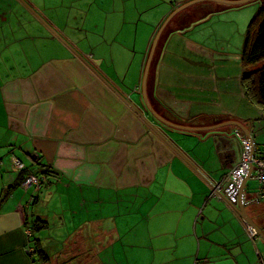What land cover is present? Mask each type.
Segmentation results:
<instances>
[{
  "label": "crops",
  "instance_id": "0c3cea01",
  "mask_svg": "<svg viewBox=\"0 0 264 264\" xmlns=\"http://www.w3.org/2000/svg\"><path fill=\"white\" fill-rule=\"evenodd\" d=\"M185 1L0 0V196L9 190L0 204V264H34L30 225L43 219L35 209L41 202L56 204L59 225L72 223V241L81 236L100 253H123L118 264H264V240L210 194L211 183L240 159L239 128L178 130L143 101L152 38ZM200 5L215 8L210 1L193 7ZM241 5L215 8L185 29L170 23L151 59L146 96L172 122L238 120L261 149L264 114L240 81L250 18L244 27L233 22V35L221 23H207L230 12L244 21L251 9L237 12ZM12 155L23 169H15ZM27 173L39 176V189L20 184ZM253 198L262 201L258 191ZM249 202L247 213L264 232V218ZM95 264H101L97 253Z\"/></svg>",
  "mask_w": 264,
  "mask_h": 264
},
{
  "label": "rangeland",
  "instance_id": "374dc122",
  "mask_svg": "<svg viewBox=\"0 0 264 264\" xmlns=\"http://www.w3.org/2000/svg\"><path fill=\"white\" fill-rule=\"evenodd\" d=\"M154 2V0H153ZM262 0H250L244 4H242L238 8L239 10H236L237 12H244V11H251L248 13L247 17L243 21V15L237 14L235 19L233 18V12L231 13V17H222L218 18L216 15L213 16L212 19L209 20L208 25L213 23L212 21H216L218 24H222L223 28L226 31H231V35L234 34V23L233 22H238L242 24L244 27V24L250 16L254 13L257 7V3L260 4ZM171 3V2H170ZM167 2V4H170ZM173 3V2H172ZM215 6L217 5V2H212ZM160 6H165V3H160ZM232 9H237V8H231ZM156 10V7L153 8L154 12ZM235 11V10H232ZM153 15V14H152ZM223 15V14H222ZM220 15V17L222 16ZM221 20V21H219ZM246 20V21H245ZM207 25V24H206ZM233 27V28H232ZM237 36L239 34L237 33ZM235 36H234V41H235ZM262 61L257 62V64L261 63ZM256 64V65H257ZM258 191V184L254 178H248L247 180V187L245 188V193L247 198L250 200V206H256L258 208L257 213L260 218H264V204L262 201H258L255 203L254 198L256 197V192ZM210 192V189H209ZM41 193H46L43 190L40 191L39 194ZM214 198V197H212ZM248 204V203H247ZM51 206V207H50ZM53 207H57L56 204H48V202H41L40 204L36 205L35 209L38 208L39 210L42 211L43 213V219H45V223L37 228L33 229V236L34 238L38 239L39 243L44 246V249L48 252H52L53 249H58L62 247V252L58 253L56 256H53V258L50 259V262L52 264L55 263H62V264H95V253L98 254V258L101 264H113L114 262L118 264L120 261H124L123 253H100L97 251L98 247H95L96 249L94 250L91 244H87L86 242L83 241L81 236H77V242L78 243H72V238H70L72 233L76 232L73 231V225L72 223L69 222L68 219H66V224L65 225H59L58 220L56 219L57 216V210L53 209ZM220 207V206H217ZM259 207L261 210H259ZM63 213V211H61ZM225 214V218L228 217V213L226 210L223 212ZM66 214V213H65ZM214 238H219L217 234L213 235ZM77 244V245H76ZM98 244V243H97ZM87 245V246H86ZM92 247V248H89ZM97 246V245H96ZM31 251V250H30ZM49 254H54V253H49ZM71 256H74L72 261H67V259ZM38 256H34V264H38L39 260L37 259ZM113 258V259H112Z\"/></svg>",
  "mask_w": 264,
  "mask_h": 264
},
{
  "label": "trees",
  "instance_id": "16d2710c",
  "mask_svg": "<svg viewBox=\"0 0 264 264\" xmlns=\"http://www.w3.org/2000/svg\"><path fill=\"white\" fill-rule=\"evenodd\" d=\"M210 2L212 3V1ZM191 6L193 7L194 4ZM230 6L233 5L217 3L215 8L221 9ZM215 8L214 7L209 8V11L206 15L200 16L195 20L198 21L204 18L205 16L209 15L211 12L217 10ZM185 9H188V7ZM185 9H183L179 13H182ZM172 20H174V18ZM172 20L168 22L164 30L168 28ZM191 24L183 25L180 28L185 29ZM259 61L262 62L255 65V63ZM241 64L243 67V71L240 76V81L243 86L245 95L264 114V0H262V2L259 4V6L257 7V9L255 10V12L252 14V16L248 21L243 45L241 48ZM150 72H151V65L146 80L147 87L150 84V78H151ZM196 120L197 121L199 120V122L204 121L203 119H196ZM7 194H9V190L4 191L3 194H1L0 204L6 198ZM31 222L32 223L30 225V229L32 231V235L30 237V242L32 249L30 253L33 257V260H34V256H38L37 259L39 260L40 264H52L50 262V259L53 258V256H56L58 253H61L63 249L62 248L59 249V252L56 253L55 255L49 254L44 249V247L39 243L38 239L34 238L33 236V229L43 225L45 223V220L39 217H34L31 219ZM71 242L73 244L78 243L77 241H71ZM73 257L74 256L69 257L67 261L69 260L72 261V259H74ZM55 264H62V263H55Z\"/></svg>",
  "mask_w": 264,
  "mask_h": 264
},
{
  "label": "water",
  "instance_id": "95a60500",
  "mask_svg": "<svg viewBox=\"0 0 264 264\" xmlns=\"http://www.w3.org/2000/svg\"><path fill=\"white\" fill-rule=\"evenodd\" d=\"M203 1H212V2H217V3H222V4H226V5H241L244 4L250 0H187L183 3H181L180 5L174 7L169 13H167V15L162 19L159 27L157 28L152 41H151V45L148 51V55L144 64V68H143V73H142V81H141V93L143 96V101L145 103V106L147 109H149L151 111V113L159 120L161 121L163 124L168 125L171 128H175L178 130H182V131H198V130H210V129H214L217 128L219 126H223V125H233L238 127L243 133L244 135L248 138V140L250 141L251 144H253V136L251 135L250 130L240 121L235 120V119H226L217 123H213V124H209V125H185V124H180V123H176V122H172L169 121L165 118H163L162 116H160L150 105L147 96H146V79H147V75H148V70L150 67V63H151V59L158 41V38L161 34V32L164 30V28L166 27V25L168 24V22L170 20H172L176 14H178L180 11H182L183 9L199 3V2H203ZM25 5L30 9L31 7L29 5H27L25 3ZM33 12V10H32ZM35 14V12H34ZM41 21H43L45 24H47L42 17H40L39 15L35 14ZM50 27V26H48ZM51 29V27H50ZM52 30V29H51ZM53 31V30H52ZM55 33V31H53ZM56 34V33H55ZM56 36L61 39V41H63L66 45H68V47H70L72 49V51L80 58L82 59L85 64L93 71L95 72L99 77H101L104 81H106V79L96 70V68H94L88 61H86L73 47H71V45H69V43H67V41L61 37L60 35L56 34ZM148 125L155 130L165 141H167L168 144H170L172 147L176 148L169 140H167V138L165 137L164 134L160 133L153 125H151L150 123H148ZM177 149V148H176ZM250 173H251V163L249 164L248 170L246 172V174L244 175L239 187L235 190V188H231L226 186V188L222 189L220 192V198H222L240 217H242L254 230L255 232L264 240V232L262 231V229L251 219V217L249 216V214L247 213V210L245 208V203L242 200V193L245 192V188L247 187V180L248 178H250ZM228 187V188H227ZM235 191V193H234ZM234 199V200H233Z\"/></svg>",
  "mask_w": 264,
  "mask_h": 264
},
{
  "label": "built area",
  "instance_id": "2783aa9c",
  "mask_svg": "<svg viewBox=\"0 0 264 264\" xmlns=\"http://www.w3.org/2000/svg\"><path fill=\"white\" fill-rule=\"evenodd\" d=\"M235 133L239 137L241 145L240 159L238 163L220 180L211 183L210 194L220 196L221 190L226 188V186L235 188L236 190L246 174L249 164L251 163L250 177L256 180L258 184V198L264 202V146L261 149L256 148L254 143L251 144L248 138L242 134L239 129H235ZM11 161L17 170H21L25 166L23 161L15 155H12ZM20 184L24 187L29 184H33L35 189H39L41 183L38 175L34 173H27L24 175ZM242 200L245 204L249 201L245 192L242 193ZM247 229L250 235H256L255 230L249 224H247Z\"/></svg>",
  "mask_w": 264,
  "mask_h": 264
},
{
  "label": "flooded vegetation",
  "instance_id": "af4514ba",
  "mask_svg": "<svg viewBox=\"0 0 264 264\" xmlns=\"http://www.w3.org/2000/svg\"><path fill=\"white\" fill-rule=\"evenodd\" d=\"M209 11L208 6H196L185 9L182 13L176 14L174 20H172V24H176L177 26H183L188 24L189 21H193L194 19L206 15Z\"/></svg>",
  "mask_w": 264,
  "mask_h": 264
}]
</instances>
